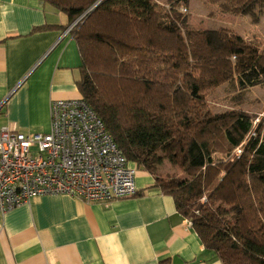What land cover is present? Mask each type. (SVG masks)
Returning <instances> with one entry per match:
<instances>
[{
	"label": "trees",
	"instance_id": "16d2710c",
	"mask_svg": "<svg viewBox=\"0 0 264 264\" xmlns=\"http://www.w3.org/2000/svg\"><path fill=\"white\" fill-rule=\"evenodd\" d=\"M41 1L73 24L80 95L128 161L222 264H264V122L242 109L212 113L206 101L223 84L238 97L264 86V45L227 27L214 42L190 25L191 0ZM208 1L237 16L264 3ZM164 159L184 177L159 176Z\"/></svg>",
	"mask_w": 264,
	"mask_h": 264
},
{
	"label": "crops",
	"instance_id": "0c3cea01",
	"mask_svg": "<svg viewBox=\"0 0 264 264\" xmlns=\"http://www.w3.org/2000/svg\"><path fill=\"white\" fill-rule=\"evenodd\" d=\"M66 23L41 0H0V126L47 133L50 100L81 97ZM153 184L137 168L131 197L43 195L0 213V264H222Z\"/></svg>",
	"mask_w": 264,
	"mask_h": 264
},
{
	"label": "built area",
	"instance_id": "2783aa9c",
	"mask_svg": "<svg viewBox=\"0 0 264 264\" xmlns=\"http://www.w3.org/2000/svg\"><path fill=\"white\" fill-rule=\"evenodd\" d=\"M136 170L82 97L50 100L47 133L0 126V213L43 195L87 203L131 197Z\"/></svg>",
	"mask_w": 264,
	"mask_h": 264
},
{
	"label": "rangeland",
	"instance_id": "374dc122",
	"mask_svg": "<svg viewBox=\"0 0 264 264\" xmlns=\"http://www.w3.org/2000/svg\"><path fill=\"white\" fill-rule=\"evenodd\" d=\"M160 3L163 0H158ZM189 23L197 29L208 30L216 42V30L227 27L243 37H255L264 45V3L254 7L249 13L237 16L222 14L208 0H191L188 9ZM229 85L223 84L207 92L206 101L212 113H220L232 108L242 109L253 116V125L264 122V86L252 87L242 97ZM240 150V148H239ZM238 151V150H237ZM161 177L182 178L184 175L167 159L158 166Z\"/></svg>",
	"mask_w": 264,
	"mask_h": 264
},
{
	"label": "water",
	"instance_id": "95a60500",
	"mask_svg": "<svg viewBox=\"0 0 264 264\" xmlns=\"http://www.w3.org/2000/svg\"><path fill=\"white\" fill-rule=\"evenodd\" d=\"M93 7H94V6H93ZM93 7H92V8H93ZM92 8H91V9H92ZM72 26H73V24H72L71 26H69L68 29H69L70 27H72Z\"/></svg>",
	"mask_w": 264,
	"mask_h": 264
}]
</instances>
